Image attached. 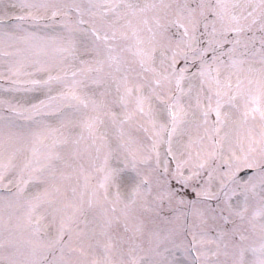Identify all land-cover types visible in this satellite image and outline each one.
<instances>
[{
	"label": "snow or ice",
	"instance_id": "obj_1",
	"mask_svg": "<svg viewBox=\"0 0 264 264\" xmlns=\"http://www.w3.org/2000/svg\"><path fill=\"white\" fill-rule=\"evenodd\" d=\"M0 264H264V0H0Z\"/></svg>",
	"mask_w": 264,
	"mask_h": 264
}]
</instances>
